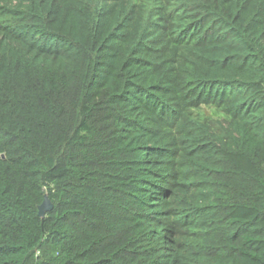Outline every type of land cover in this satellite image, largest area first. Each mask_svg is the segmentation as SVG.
<instances>
[{
	"label": "trees",
	"instance_id": "1",
	"mask_svg": "<svg viewBox=\"0 0 264 264\" xmlns=\"http://www.w3.org/2000/svg\"><path fill=\"white\" fill-rule=\"evenodd\" d=\"M0 264H264V0H0Z\"/></svg>",
	"mask_w": 264,
	"mask_h": 264
},
{
	"label": "water",
	"instance_id": "2",
	"mask_svg": "<svg viewBox=\"0 0 264 264\" xmlns=\"http://www.w3.org/2000/svg\"><path fill=\"white\" fill-rule=\"evenodd\" d=\"M52 209H53V203L49 198L48 193H46L43 202L38 206V214L43 217Z\"/></svg>",
	"mask_w": 264,
	"mask_h": 264
},
{
	"label": "rangeland",
	"instance_id": "3",
	"mask_svg": "<svg viewBox=\"0 0 264 264\" xmlns=\"http://www.w3.org/2000/svg\"><path fill=\"white\" fill-rule=\"evenodd\" d=\"M206 111H207V112H210L211 110L208 108Z\"/></svg>",
	"mask_w": 264,
	"mask_h": 264
}]
</instances>
